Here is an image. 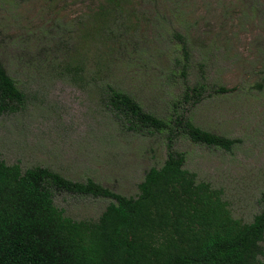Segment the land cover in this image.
<instances>
[{
  "label": "rangeland",
  "instance_id": "rangeland-1",
  "mask_svg": "<svg viewBox=\"0 0 264 264\" xmlns=\"http://www.w3.org/2000/svg\"><path fill=\"white\" fill-rule=\"evenodd\" d=\"M104 1L0 0V60L26 95L22 111L0 113V158L136 197L167 158V134L129 131L107 107L110 85L156 116L190 117L238 140L226 152L179 137L176 149L199 182L223 191L236 219L252 222L264 193V0H126L125 13L100 19L109 31L125 23L127 48L114 57L106 46L114 34L100 42L90 29ZM80 30L92 37L80 41ZM77 62L84 71L75 75ZM200 84L203 100L186 101ZM54 202L69 218L94 221L111 200L56 193Z\"/></svg>",
  "mask_w": 264,
  "mask_h": 264
},
{
  "label": "trees",
  "instance_id": "trees-1",
  "mask_svg": "<svg viewBox=\"0 0 264 264\" xmlns=\"http://www.w3.org/2000/svg\"><path fill=\"white\" fill-rule=\"evenodd\" d=\"M125 3L105 0L90 27L100 42L115 38L114 45H106L110 57L127 48L119 32L125 23L120 19L116 31H109L102 20L125 13ZM85 34L80 30V41L90 36ZM176 38L187 61V41L177 34ZM69 65H74L75 75L84 71L79 62ZM207 91L200 84L188 88L184 98L198 104ZM107 94V107L129 131L167 134L164 164L150 168L138 185V195L127 197L91 179L75 182L44 167L23 172L19 164L8 165L0 158V264H264V193L261 211L252 222L236 219L223 191L199 182L185 168L186 154L176 149L179 137L226 152L239 141L206 131L190 117L156 116L110 85ZM25 104V93L0 60V113L16 114ZM56 193L111 203L98 220H74L55 205Z\"/></svg>",
  "mask_w": 264,
  "mask_h": 264
}]
</instances>
